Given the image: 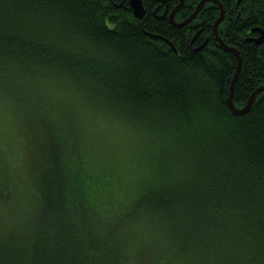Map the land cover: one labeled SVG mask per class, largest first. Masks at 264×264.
<instances>
[{
  "label": "trees",
  "instance_id": "trees-1",
  "mask_svg": "<svg viewBox=\"0 0 264 264\" xmlns=\"http://www.w3.org/2000/svg\"><path fill=\"white\" fill-rule=\"evenodd\" d=\"M218 1L243 108L264 86V42L247 41L264 0ZM156 2L138 19L131 0H0V109L40 164L23 213L8 214L0 180V264H264V91L230 109L239 60L213 34L218 4L175 27ZM81 108L135 140L121 173L84 136Z\"/></svg>",
  "mask_w": 264,
  "mask_h": 264
},
{
  "label": "rangeland",
  "instance_id": "rangeland-1",
  "mask_svg": "<svg viewBox=\"0 0 264 264\" xmlns=\"http://www.w3.org/2000/svg\"><path fill=\"white\" fill-rule=\"evenodd\" d=\"M2 114L3 111L0 109V151L2 152L0 180L1 184L9 182L1 186L4 190L11 192V202L7 211L9 215L11 214L10 216H13L15 213H23L26 208H29L28 203L34 193L33 168L39 169L40 164L38 159H33L30 163L29 157L24 153L18 122H13L10 114L4 116ZM77 115L84 136L97 151H100L98 154L102 155L104 159L108 158L109 164L119 172L122 160H126L128 149H132L135 140L128 135L123 129L124 127L112 125L104 118L93 117L82 108L79 109ZM143 170L136 180L134 186L136 189L141 187L148 177L149 170ZM133 197L135 194L131 193L130 198L118 210L129 211ZM2 209L5 211L3 207H0V214L3 213ZM17 220H21V218L17 217Z\"/></svg>",
  "mask_w": 264,
  "mask_h": 264
},
{
  "label": "water",
  "instance_id": "water-1",
  "mask_svg": "<svg viewBox=\"0 0 264 264\" xmlns=\"http://www.w3.org/2000/svg\"><path fill=\"white\" fill-rule=\"evenodd\" d=\"M158 2H165V1H170V0H157ZM207 2H215L216 4H218V6L220 7V17L215 21L214 27H213V34L216 38V40L218 41V43L226 50L229 52L234 53L238 60V66L235 72V76L232 80V84L230 87V94H229V98L227 100V103L230 107V109L235 112L236 114H243L246 113L247 111L250 110V108L252 107L255 98L264 91V86L259 87L257 90H255L249 100L247 101L246 105L243 108H237L234 104V100H233V96H234V87H235V83L238 79L239 76V72L241 70L242 67V63H243V58L240 55V52L237 48L235 47H230L227 44H225V42L222 40V38L219 35V31H218V27L220 25V23L223 21L224 19V15H225V11H224V7L222 6V4L218 1V0H201V2L198 4V6L196 7L195 11L191 14V16L186 19L183 22L177 23L175 21V15L176 13L179 11V9L184 5L185 0H180V2L177 4V6L175 7V9L173 10L172 14L170 15V17L168 18L170 23L172 25H174L175 27H182L184 25H187L188 23H190L191 21H193L195 19V17L200 13L201 9L203 8V6L207 3ZM241 2V0H238L237 5H239V3ZM131 8L133 10V13L135 15V17H137L138 19H141L144 17V15L146 14V8L144 6L143 0H131ZM155 12L157 13V10H155ZM167 17V13H164L163 16H160V19H165ZM253 31L259 33V36H257L256 38H247L248 42H252L255 45H260L264 42V30L261 28H255L253 29ZM207 41H205L201 47H199L198 49L202 48L204 45H206Z\"/></svg>",
  "mask_w": 264,
  "mask_h": 264
},
{
  "label": "flooded vegetation",
  "instance_id": "flooded-vegetation-1",
  "mask_svg": "<svg viewBox=\"0 0 264 264\" xmlns=\"http://www.w3.org/2000/svg\"><path fill=\"white\" fill-rule=\"evenodd\" d=\"M171 2H172V0H170V1H165V2H156V10L158 11V9L160 10L161 8H163L164 7V10L162 11V13L164 12V13H167V18H169L170 17V15L172 14V12H173V9H171L170 8V6H171ZM131 4V3H130ZM177 5V4H176ZM176 5L174 6V7H176ZM145 6V5H144ZM132 7V6H131ZM132 9V8H131ZM133 11V10H132ZM155 14H158V12L156 13L155 12ZM164 15V14H163ZM167 18H165V19H167ZM164 19V20H165ZM169 20V19H168ZM195 41V40H194ZM194 41H192V43H194ZM201 47V46H200Z\"/></svg>",
  "mask_w": 264,
  "mask_h": 264
},
{
  "label": "bare ground",
  "instance_id": "bare-ground-1",
  "mask_svg": "<svg viewBox=\"0 0 264 264\" xmlns=\"http://www.w3.org/2000/svg\"><path fill=\"white\" fill-rule=\"evenodd\" d=\"M163 16V15H162ZM158 17H160V16H158Z\"/></svg>",
  "mask_w": 264,
  "mask_h": 264
}]
</instances>
